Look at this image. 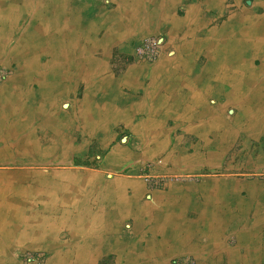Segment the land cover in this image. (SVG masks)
<instances>
[{
    "label": "crops",
    "instance_id": "1",
    "mask_svg": "<svg viewBox=\"0 0 264 264\" xmlns=\"http://www.w3.org/2000/svg\"><path fill=\"white\" fill-rule=\"evenodd\" d=\"M0 9V24L19 30L13 40L25 51L11 56L12 45L0 47V59L19 65L0 79V251L13 255L17 247L9 206L18 188L35 195L27 192L33 186H19V174L33 172L8 168L50 163L53 154L72 156L70 163L90 158L98 168L88 173L98 174L75 173L74 191L50 206L41 185L35 200L43 206L27 211V236L42 237L47 264L67 250L75 256L64 264H172L181 256L194 264H264V231L240 239L246 226L226 232L224 181H168L148 199L142 180L112 174L137 167L102 165L114 155L121 165L118 153L145 147L141 163L163 157L155 173L200 171L208 166L191 158L214 150L202 148L210 127L215 146L264 129V0H0ZM151 36L165 40L161 55L139 60L136 46ZM37 58L45 69L32 70ZM229 125L233 134L220 131ZM54 140L87 144L49 153L45 142ZM231 152L217 150L218 165ZM90 190L97 199L86 196ZM80 193L86 199L75 200ZM54 208L63 212L50 215ZM64 229L74 244L57 242ZM230 233L241 245H225Z\"/></svg>",
    "mask_w": 264,
    "mask_h": 264
},
{
    "label": "rangeland",
    "instance_id": "2",
    "mask_svg": "<svg viewBox=\"0 0 264 264\" xmlns=\"http://www.w3.org/2000/svg\"><path fill=\"white\" fill-rule=\"evenodd\" d=\"M9 17L11 15L9 14ZM17 19V18H15ZM26 21V20H25ZM16 23V21H15ZM19 30L16 28H12L11 33L12 36L10 38H2V42H11L12 46L16 43L14 37L17 35ZM155 38H159L158 36H151ZM165 40H163V48H164ZM2 46V43H0ZM11 58H1L0 59V79L3 76H7L10 73H13L18 70L19 65L16 60L10 61ZM21 62V61H20ZM153 62V61H152ZM38 66L32 70H43L46 67L45 63H42L40 59L37 58ZM20 64V63H19ZM18 67V68H17ZM30 71V70H29ZM2 75V76H1ZM29 93V92H28ZM34 99L36 100H45L44 99V92L42 90H35L33 89ZM31 98V97H30ZM238 113V112H237ZM235 113L230 119H224L225 122L228 124L233 121V118L237 115ZM212 126V125H211ZM231 126H223L220 129L221 132L225 131L226 133L233 134V128ZM237 128V126H235ZM209 135L213 138L214 134L212 132L213 128L210 127ZM264 129L262 127L258 128L253 133H244L240 132V134L236 135L231 139H225L224 145L223 140L219 141L218 145L215 146L212 144L210 138V144L208 145V141L202 146L203 149H214L213 151L210 150L209 156H199V158H191L193 165L200 166L203 168L200 171L195 172H181V173H155L153 172L154 165L161 163L163 157H157L155 159H148L141 163L143 159L146 158V154H141L140 152H144L145 147L140 149L139 154L134 151L123 152L121 151L118 154H123L125 157L117 158V160L121 163L126 158V162L121 165H115L112 162V157L106 158L102 161L103 166L109 167H122L123 169L129 167H137L134 170L130 171H123V172H114L112 173L113 176L119 177H131L138 180H142L146 186V198L150 199L152 197V192L156 188H161L165 185L168 181H212V180H219L224 181L226 183V201H227V208H226V219H227V231L236 230L238 225L246 226L245 230L241 231L239 234L240 236L245 235L243 232H249L250 230L256 232L264 231V133H262ZM219 132V131H218ZM259 138V139H258ZM43 142L35 141L36 145L42 144ZM45 143L52 144L47 148L49 153L61 154V153H71L75 150L68 149L73 148V146H78L81 144L82 148L86 146L87 141H83L82 143H78L76 141H63V140H54ZM223 145V146H222ZM219 147L220 149H218ZM66 148V149H65ZM147 149V146H146ZM78 150V149H76ZM220 150H231L232 154H228L223 157L222 161L218 165L220 161V154L214 155V153ZM155 151V150H154ZM153 151V152H154ZM147 153V152H146ZM52 156V157H51ZM50 163H32L28 165H12L8 169H11L14 172L20 171H29L33 173H25L19 174V181L23 183L19 184V186L23 187H31L36 189L30 188L28 189V194L35 193L34 197L26 196V191L24 192L18 188L17 199L15 200L16 203L11 204L9 208H11V215L13 213L16 214L17 227L15 228V233L13 238L16 237L17 239V247L13 252V255L8 253L7 251H0V261L1 264H47L51 253L46 249L42 248L41 240L42 237H32L27 236V230L32 229L28 226V221L26 219L27 211H30L32 208H41L43 206L40 202L38 203L35 199L39 198L41 200V192L44 190L41 185L44 184L45 190H48L50 193L49 199H46V204L52 205L53 199L56 201L59 200V196L63 193L65 197L68 195L66 193L70 192V190L74 188H70L74 182V174H78L82 177L85 175L93 176L98 173H88L92 172L93 169L98 168L95 162H91L92 160L89 158V161H85L83 159L81 162H73L70 163L73 158L72 156L64 155V156H55L50 154ZM199 159V161L197 160ZM115 161V160H114ZM67 163V164H66ZM141 163V165H140ZM140 165V166H139ZM218 165V166H216ZM139 166V167H138ZM173 166H174V159H173ZM44 171V172H41ZM45 172H50V174L46 175ZM60 172V175L58 174ZM84 172V173H81ZM104 176V175H103ZM78 180V179H77ZM88 179H85V182L82 186L77 187H85V184ZM40 182L37 183V182ZM80 181V179H79ZM90 183H93L94 180L90 179ZM42 183V184H41ZM89 184V183H88ZM239 185V186H238ZM66 186V187H65ZM70 186V187H69ZM38 191V192H36ZM74 190L71 191V193ZM99 193L95 190H90L86 193L88 198H95L97 199ZM39 196V197H38ZM45 196V195H44ZM86 196L82 193L79 194L75 200L78 199H86ZM230 196V197H228ZM47 197V195H46ZM30 200H34L31 203V207H28V202ZM35 201L37 204H35ZM49 202V203H47ZM236 209V210H234ZM5 211V209H3ZM54 211V213L52 212ZM41 212V211H38ZM56 212H63L56 208L51 209V214L54 215ZM31 223V222H30ZM255 223V224H253ZM252 227V228H251ZM34 228V227H33ZM254 228V229H253ZM242 229H244L242 227ZM14 232V229H13ZM233 232V231H232ZM55 234V239L60 242H63L67 245L74 244V237H72L71 232L68 230H61ZM243 238V237H241ZM53 239V238H51ZM241 245V242H237V238L235 234L230 233L226 235V246L232 247L234 245ZM257 244V243H256ZM248 243L244 244L243 246H247ZM75 254V253H74ZM72 251H60L58 253V259L56 258L55 262L58 264H64L72 260L73 256H75ZM14 256V257H12ZM16 259V260H15ZM180 259L190 261L189 264H194L195 258L193 256H181L175 257L171 260L172 264H183L185 261H179ZM19 261V262H18ZM21 262V263H20Z\"/></svg>",
    "mask_w": 264,
    "mask_h": 264
},
{
    "label": "built area",
    "instance_id": "3",
    "mask_svg": "<svg viewBox=\"0 0 264 264\" xmlns=\"http://www.w3.org/2000/svg\"><path fill=\"white\" fill-rule=\"evenodd\" d=\"M163 49V39L155 37H147L140 44L136 46V57L139 60L152 62L159 58ZM179 261H185L183 264H189L188 261L180 259Z\"/></svg>",
    "mask_w": 264,
    "mask_h": 264
},
{
    "label": "bare ground",
    "instance_id": "4",
    "mask_svg": "<svg viewBox=\"0 0 264 264\" xmlns=\"http://www.w3.org/2000/svg\"><path fill=\"white\" fill-rule=\"evenodd\" d=\"M1 11V9H0ZM2 12V11H1ZM11 30L12 28H9L8 25L6 24V21L3 20L2 23L0 24V43H2V49L4 47L7 48L8 45H12V43L9 41V42H2V38H10L12 36V33H11ZM32 37V36H31ZM12 50H9L7 51L11 56H14L15 54L19 53V54H22V52L24 53L25 51H20L19 48H16L17 47V43H15L13 46H11V48H13ZM5 51V50H4ZM36 56V55H35ZM13 58V57H12ZM24 64V63H23ZM25 65V64H24ZM30 66V65H29ZM24 67V66H23ZM25 69V68H24ZM33 69V68H32ZM249 94V93H248ZM256 95V94H255ZM242 96V95H241ZM243 110V109H242ZM248 116V114H247ZM246 117V116H245ZM253 118V117H252ZM242 121V120H241ZM252 121V120H251ZM240 124V123H239ZM234 125V124H233ZM242 125V124H241ZM240 125V126H241ZM238 127V126H237ZM213 128V127H212ZM249 128V127H248ZM235 130V129H234ZM213 131V130H212ZM233 131V130H232ZM215 132V131H214ZM229 132V131H228ZM234 133V132H233ZM238 133V132H237ZM229 137V136H228ZM206 143V142H205ZM121 158V157H119ZM125 161V160H124ZM77 184V183H76Z\"/></svg>",
    "mask_w": 264,
    "mask_h": 264
}]
</instances>
